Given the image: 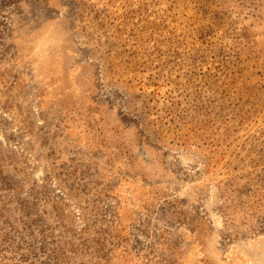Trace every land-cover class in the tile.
I'll return each mask as SVG.
<instances>
[{"label":"rangeland","instance_id":"1","mask_svg":"<svg viewBox=\"0 0 264 264\" xmlns=\"http://www.w3.org/2000/svg\"><path fill=\"white\" fill-rule=\"evenodd\" d=\"M0 264H264V0H0Z\"/></svg>","mask_w":264,"mask_h":264}]
</instances>
